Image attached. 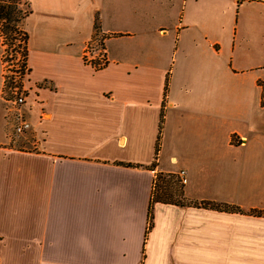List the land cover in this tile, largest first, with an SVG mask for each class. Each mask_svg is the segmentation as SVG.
<instances>
[{
	"label": "crops",
	"instance_id": "1",
	"mask_svg": "<svg viewBox=\"0 0 264 264\" xmlns=\"http://www.w3.org/2000/svg\"><path fill=\"white\" fill-rule=\"evenodd\" d=\"M25 1L16 140L0 38V264H264V0ZM182 170L241 211L155 202L145 235Z\"/></svg>",
	"mask_w": 264,
	"mask_h": 264
},
{
	"label": "trees",
	"instance_id": "2",
	"mask_svg": "<svg viewBox=\"0 0 264 264\" xmlns=\"http://www.w3.org/2000/svg\"><path fill=\"white\" fill-rule=\"evenodd\" d=\"M25 1V0H23ZM30 13L29 3L25 1V7H21V0H0V38L2 42L8 49L12 47L16 41L21 42V52L20 58H17L15 55L10 57V61L13 63H18V71H23V68L26 66V56H27V33L24 30L25 18ZM94 31H97L98 25L97 21L93 25ZM20 34V39L18 35ZM19 48V43L17 44ZM6 51V49H5ZM7 52V51H6ZM12 77L4 82L5 96L6 98L10 97V88L12 87ZM262 99L264 102V85L262 89ZM163 116L160 112L159 117V127L158 135L156 140V149L155 154L157 153L158 143L160 139V131L162 127ZM151 169L155 167V162H152L149 166ZM155 202L171 203L177 206H193V207H205L215 210L228 211V212H240L241 210L233 205L213 203V202H198L193 201L185 197L183 192V183L181 182L178 174H164L157 173L153 189L151 192L148 210H147V226L145 235L152 227V207ZM264 214V212H262Z\"/></svg>",
	"mask_w": 264,
	"mask_h": 264
},
{
	"label": "built area",
	"instance_id": "3",
	"mask_svg": "<svg viewBox=\"0 0 264 264\" xmlns=\"http://www.w3.org/2000/svg\"><path fill=\"white\" fill-rule=\"evenodd\" d=\"M2 39V38H1ZM100 48V47H99ZM8 54L4 49L3 54V79L4 82L8 77H12V87L10 88L11 96L4 98L7 103L8 112L12 114L13 123H12V137L17 139L22 134L26 133L31 128V124L27 119L24 111L23 105L25 102V88L23 86V79L26 74V66L23 68V71H18V63H13L8 60ZM85 60L89 62L94 67H102L105 64V56L103 50L100 48L98 51L93 52L91 47H88L85 55ZM8 62L10 64H8ZM16 67L15 71H9V68ZM178 176L181 182L184 184L186 182L185 172L179 171Z\"/></svg>",
	"mask_w": 264,
	"mask_h": 264
},
{
	"label": "rangeland",
	"instance_id": "4",
	"mask_svg": "<svg viewBox=\"0 0 264 264\" xmlns=\"http://www.w3.org/2000/svg\"><path fill=\"white\" fill-rule=\"evenodd\" d=\"M21 7L22 8L25 7V1H23V0H21ZM18 39H20V34L18 35ZM98 40H99V38H96V41H95V44H94L93 47L99 48V45L100 44H98V43L100 41H98ZM18 43H19V48H18V45H17ZM5 49H6L7 54H8V58L7 59H10V57H12L14 55L17 58H20L21 57V55H20V52H21V42L16 41V43L12 47H10L9 49L6 47ZM8 64H10V63L8 62ZM16 67L17 66H14V67L9 68V71H15L16 70ZM5 90H6V88L4 87V83H3V89H2V96H3V98L6 97L5 96Z\"/></svg>",
	"mask_w": 264,
	"mask_h": 264
}]
</instances>
